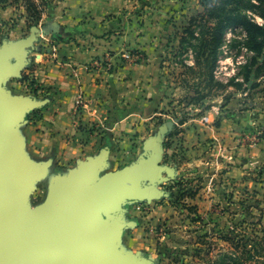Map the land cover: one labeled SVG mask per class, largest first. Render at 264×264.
<instances>
[{
	"label": "crops",
	"instance_id": "crops-1",
	"mask_svg": "<svg viewBox=\"0 0 264 264\" xmlns=\"http://www.w3.org/2000/svg\"><path fill=\"white\" fill-rule=\"evenodd\" d=\"M191 1L199 3L198 0H54L46 8L41 24L48 32L30 49V65L24 72V76L28 71L34 75V96L45 105L36 110V121L30 124L27 117L19 128L27 156L35 163L49 164L43 191L56 175L68 173L104 149L108 151L106 172L130 165L145 156L144 143L149 137L164 125L177 124L164 77V56L173 15ZM136 10L139 12L134 13ZM28 20L24 0H0V46L4 39L16 41L28 36L31 28ZM126 50H140L145 60L123 61L121 55ZM103 60H110L112 67L94 66L96 61ZM10 81L21 83L22 79ZM80 91L85 103L78 113L75 101ZM205 118L206 112L189 118L183 124V138L170 137L168 131L166 164L178 161L184 147L185 162L189 167L195 165L193 175L203 176L206 136H219L222 130L221 126L216 129L211 124L206 126ZM199 197L194 203H198ZM151 203L154 206L162 200ZM156 206L161 213L156 220L159 222L169 215L171 208ZM136 215L138 212L126 206L125 218L135 225L124 231L123 238L134 235V242L127 243L130 251L144 254L157 264L158 244L148 234L144 235L146 238L140 237L142 222Z\"/></svg>",
	"mask_w": 264,
	"mask_h": 264
},
{
	"label": "rangeland",
	"instance_id": "rangeland-1",
	"mask_svg": "<svg viewBox=\"0 0 264 264\" xmlns=\"http://www.w3.org/2000/svg\"><path fill=\"white\" fill-rule=\"evenodd\" d=\"M202 10L200 3L191 1L172 18L163 66L171 111L177 119L170 132L179 131L173 137H182L183 124L206 112V126H221V135L206 136L203 176L193 175L195 165H187L183 147L180 159L172 160L175 177L163 186L169 197L154 206L136 201L126 206L138 212L140 237L148 234L158 244L157 264H215L220 254L240 256L244 247L253 250L246 264H264V68L258 72V65L252 63L256 54L245 47L244 30H229L210 81L206 65L195 62L199 40L185 34L191 18ZM193 28L198 33L202 29L200 25ZM25 75L26 81L5 83L13 95H36V84L31 85L34 75L29 71ZM37 112L28 116L30 124L38 119ZM46 178L38 181L32 193L34 208L48 200L50 188L47 185L43 191L42 185ZM156 204L172 209L159 222ZM134 237L128 234L120 239V246L130 251L127 243L134 242Z\"/></svg>",
	"mask_w": 264,
	"mask_h": 264
},
{
	"label": "water",
	"instance_id": "water-1",
	"mask_svg": "<svg viewBox=\"0 0 264 264\" xmlns=\"http://www.w3.org/2000/svg\"><path fill=\"white\" fill-rule=\"evenodd\" d=\"M46 26L35 25L25 38L0 46V264H150L144 254L119 244L135 225L125 218L127 202L151 203L169 197L164 185L175 168L164 162V125L144 143L145 156L106 172L108 151L52 178L45 204H30L49 164L33 162L17 129L45 105L34 95H13L5 86L30 65L29 51Z\"/></svg>",
	"mask_w": 264,
	"mask_h": 264
},
{
	"label": "trees",
	"instance_id": "trees-1",
	"mask_svg": "<svg viewBox=\"0 0 264 264\" xmlns=\"http://www.w3.org/2000/svg\"><path fill=\"white\" fill-rule=\"evenodd\" d=\"M53 2L54 0H24L29 27L39 25L46 8ZM199 3L203 10L191 18L189 27L185 28V34L199 40L195 62L198 66L206 65L210 81H213V71L229 30H244L247 35L245 47L254 52L257 58L252 63L258 65V72L262 71L264 68V0H199ZM133 12L138 13L139 10ZM248 12H251L253 16ZM258 18H261L263 22H259ZM195 25L202 27L200 33L194 30ZM197 35L201 37L198 38ZM28 79L29 77L25 75L22 81ZM35 84L36 81L33 79L31 85ZM178 133L179 131H174L170 137ZM252 251L244 247L240 256L230 258L220 254V259L215 260L214 263L225 264V260L230 259V264H246L253 257Z\"/></svg>",
	"mask_w": 264,
	"mask_h": 264
},
{
	"label": "built area",
	"instance_id": "built-area-1",
	"mask_svg": "<svg viewBox=\"0 0 264 264\" xmlns=\"http://www.w3.org/2000/svg\"><path fill=\"white\" fill-rule=\"evenodd\" d=\"M121 59L125 62H130V63H141L142 61L145 60V55L140 50H126L122 53ZM94 66L96 67L105 66L107 68H111L112 62L110 60L96 61ZM84 103H85L84 93L80 91L75 101V111L79 113L81 109L84 107ZM35 119H37L36 116L35 118H33V120ZM205 120L207 121L208 118L206 117Z\"/></svg>",
	"mask_w": 264,
	"mask_h": 264
}]
</instances>
